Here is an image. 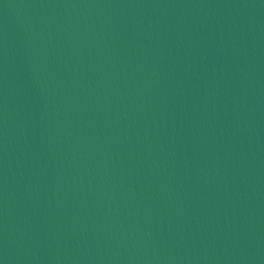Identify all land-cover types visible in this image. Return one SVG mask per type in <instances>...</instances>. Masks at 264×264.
<instances>
[{
	"label": "water",
	"instance_id": "obj_1",
	"mask_svg": "<svg viewBox=\"0 0 264 264\" xmlns=\"http://www.w3.org/2000/svg\"><path fill=\"white\" fill-rule=\"evenodd\" d=\"M0 264H264V0H0Z\"/></svg>",
	"mask_w": 264,
	"mask_h": 264
}]
</instances>
